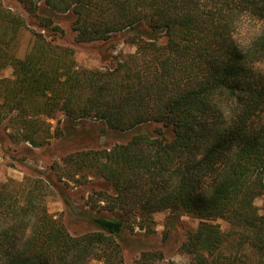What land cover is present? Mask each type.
<instances>
[{
  "label": "trees",
  "instance_id": "trees-1",
  "mask_svg": "<svg viewBox=\"0 0 264 264\" xmlns=\"http://www.w3.org/2000/svg\"><path fill=\"white\" fill-rule=\"evenodd\" d=\"M18 2L41 31L60 29L51 24L64 14L78 41L124 32L136 50L114 68H77L69 49L37 32L8 62L5 101L39 104L17 112L19 140L38 147L59 135L39 123L57 112L130 135L63 158L60 179L97 175L112 190L97 191L92 231L72 234L47 210V175L0 183V264H125L127 231L152 233L153 213L166 210L198 219L179 247L186 264H264V209L254 203L264 191V0ZM22 25L0 6V28ZM134 264L179 263L145 249Z\"/></svg>",
  "mask_w": 264,
  "mask_h": 264
},
{
  "label": "rangeland",
  "instance_id": "rangeland-1",
  "mask_svg": "<svg viewBox=\"0 0 264 264\" xmlns=\"http://www.w3.org/2000/svg\"><path fill=\"white\" fill-rule=\"evenodd\" d=\"M43 8V0H36ZM0 6L21 19L23 25L14 31V27L0 28V183L10 180L23 181L26 177L49 178L48 187L44 191V203L47 210L54 217L61 218L67 230L72 234H80L93 230L87 213H95L98 205L104 204L97 201V191L111 193L109 185L103 183L97 175H89V183L75 182L73 179L58 176L68 170L63 158L69 153L80 150H100L109 148L115 143L125 141L130 132L112 131L103 129L105 124L94 118L81 120L66 119L65 114L57 112L55 119L39 116L42 127L50 123V131L59 127V135L52 136L44 145L33 147L29 143L19 140V124L15 117L22 107L24 112L31 114L33 104L29 98L16 107L10 100L5 101L7 88H11L14 79L13 68L8 65L12 57L22 58L30 48L37 32L44 34L51 43L62 48H67L74 59L77 68L106 70L114 68L124 55L134 53L136 47L125 37L127 34L118 32L111 34L108 39L81 42L76 39V33L71 28L69 18L64 14L60 19L54 20L51 26H58L51 33L41 31L35 19L25 12L18 0H0ZM65 16V17H64ZM243 26L252 32L253 26ZM62 49V50H64ZM45 67L48 65L43 63ZM8 85V87L6 86ZM6 102V103H5ZM264 118V114L263 117ZM45 121V122H44ZM12 134H15L13 136ZM58 175V176H57ZM77 176V175H76ZM11 184V182H10ZM96 201V202H95ZM261 211L264 209V191L254 200ZM152 233H145L143 229L135 227L128 232V240L123 244V259L125 264H134L139 253L145 249L159 250L164 260H171L179 264H186L190 255L180 250L181 243L189 231L198 225L195 217L174 213L172 211H159L152 215ZM214 222L224 231L229 230V224L223 219ZM84 264H101L97 259H89Z\"/></svg>",
  "mask_w": 264,
  "mask_h": 264
}]
</instances>
